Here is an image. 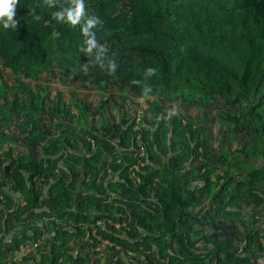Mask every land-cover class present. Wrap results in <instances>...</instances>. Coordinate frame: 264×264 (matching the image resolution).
<instances>
[{
	"label": "trees",
	"instance_id": "trees-1",
	"mask_svg": "<svg viewBox=\"0 0 264 264\" xmlns=\"http://www.w3.org/2000/svg\"><path fill=\"white\" fill-rule=\"evenodd\" d=\"M68 2L19 0L16 27L0 30V59L20 77L12 86L0 75V264H256L264 0H85L102 20L96 37L111 72L81 50L79 25L52 16ZM41 76L222 105L249 145L215 153L204 115L168 113L154 100L152 112L118 104L119 121L98 122L93 103L74 99L72 112ZM242 160L262 164L239 173Z\"/></svg>",
	"mask_w": 264,
	"mask_h": 264
},
{
	"label": "rangeland",
	"instance_id": "rangeland-1",
	"mask_svg": "<svg viewBox=\"0 0 264 264\" xmlns=\"http://www.w3.org/2000/svg\"><path fill=\"white\" fill-rule=\"evenodd\" d=\"M131 57V56H130ZM0 75H2L8 85L14 86L16 81L20 77L13 76L11 74V68L0 59ZM28 86L32 87L31 81L26 82ZM38 83L40 85H48L52 95L55 92L62 94L63 100L68 103L71 107L72 112H77V107L74 99H78L82 102L93 103V107L97 108L99 116L97 117L98 122L109 123L113 119L119 121V109L115 107L118 104L121 105V113H128V107L136 108L142 111V114L152 112L151 101H157L159 105L168 113H190L192 115H204L205 121L208 125V131L211 135L209 141L211 144L212 151L217 153L223 151L227 154L231 153V150L236 149L238 146L248 147L247 138L239 128H233L227 122L224 121L226 114L230 111L227 107L215 105L214 107H206L200 109L197 107H186L181 100H174L164 94H160L159 97L155 95H148L146 97H137L127 89H120L116 87L101 88L94 87L89 84H80L77 80H69L67 83L61 84L58 81L47 82L46 79L41 76ZM0 88L1 85H0ZM99 101V102H97ZM109 101V106L107 105ZM113 101V103H112ZM264 108V105H263ZM137 110L139 113L140 111ZM141 114V113H140ZM88 116V115H87ZM90 120V118H89ZM60 119L54 118L52 125H56ZM84 124V118L81 116L77 119L76 123ZM84 129V127H80ZM9 135L2 134V138L8 137ZM0 149H8L7 144H0ZM19 150V149H17ZM262 162L255 163L253 161L242 160L240 163L239 173H244L245 170L261 165ZM19 258V257H18Z\"/></svg>",
	"mask_w": 264,
	"mask_h": 264
},
{
	"label": "clouds",
	"instance_id": "clouds-1",
	"mask_svg": "<svg viewBox=\"0 0 264 264\" xmlns=\"http://www.w3.org/2000/svg\"><path fill=\"white\" fill-rule=\"evenodd\" d=\"M19 0H0V30L13 29L16 27L17 21L13 18L16 14L15 10ZM52 7L51 0L48 3ZM52 16L58 23L69 26L79 25V33L82 36L80 48L86 53H91L94 62L101 68L111 72L116 68V63L106 56V50L102 44H99L96 37L95 29L102 24L99 16L90 14L85 7V0H69L66 5L60 6L52 12ZM34 20H39V15L33 16ZM53 37L59 35L58 32L51 33ZM155 69L148 67L145 69V75H150ZM133 83L141 84V81L134 80ZM143 91L149 93L150 85L144 84Z\"/></svg>",
	"mask_w": 264,
	"mask_h": 264
},
{
	"label": "built area",
	"instance_id": "built-area-1",
	"mask_svg": "<svg viewBox=\"0 0 264 264\" xmlns=\"http://www.w3.org/2000/svg\"><path fill=\"white\" fill-rule=\"evenodd\" d=\"M115 227H117V225H115ZM261 227L264 228V223L261 225ZM262 243H263V245H264V241H263ZM105 244H108V243H107L106 241H104V242L102 243V245H105ZM102 245H101V246H102ZM31 246L34 247V246H36V244L33 243ZM99 247H100V246H99ZM30 248H31V247L29 246L27 250H30ZM256 264H264V258L258 259L257 262H256Z\"/></svg>",
	"mask_w": 264,
	"mask_h": 264
},
{
	"label": "crops",
	"instance_id": "crops-1",
	"mask_svg": "<svg viewBox=\"0 0 264 264\" xmlns=\"http://www.w3.org/2000/svg\"><path fill=\"white\" fill-rule=\"evenodd\" d=\"M140 109V108H139ZM139 109H137V110H139ZM140 111V110H139ZM137 112V111H136ZM140 113L142 114V111H140Z\"/></svg>",
	"mask_w": 264,
	"mask_h": 264
}]
</instances>
